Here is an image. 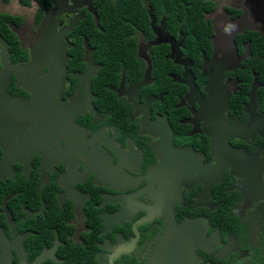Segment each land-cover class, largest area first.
Listing matches in <instances>:
<instances>
[{
    "label": "flooded vegetation",
    "instance_id": "obj_1",
    "mask_svg": "<svg viewBox=\"0 0 264 264\" xmlns=\"http://www.w3.org/2000/svg\"><path fill=\"white\" fill-rule=\"evenodd\" d=\"M204 1L0 0V264H264V0Z\"/></svg>",
    "mask_w": 264,
    "mask_h": 264
},
{
    "label": "trees",
    "instance_id": "obj_2",
    "mask_svg": "<svg viewBox=\"0 0 264 264\" xmlns=\"http://www.w3.org/2000/svg\"><path fill=\"white\" fill-rule=\"evenodd\" d=\"M174 2L181 6L182 8L187 9L189 5L194 4V6L203 5L205 4L204 0H169L170 5H174ZM192 11V10H191ZM185 15H187L185 13Z\"/></svg>",
    "mask_w": 264,
    "mask_h": 264
}]
</instances>
